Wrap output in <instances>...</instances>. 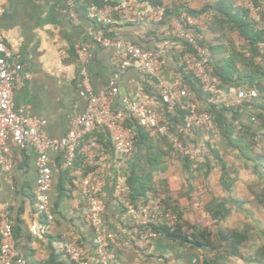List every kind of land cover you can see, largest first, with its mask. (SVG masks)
Wrapping results in <instances>:
<instances>
[{
  "label": "built area",
  "instance_id": "obj_1",
  "mask_svg": "<svg viewBox=\"0 0 264 264\" xmlns=\"http://www.w3.org/2000/svg\"><path fill=\"white\" fill-rule=\"evenodd\" d=\"M65 1V11L78 22L79 3L83 0ZM237 2L249 10L257 28L262 29L263 8L256 6L253 0ZM89 16L105 23H110L119 16L121 23L152 27L160 25L157 30L160 40L157 41L155 49H147L123 37L107 36L103 29H90L96 45L113 47L116 50L114 57L118 67L117 73L105 90L95 93L90 75L85 69L82 70L81 87L82 95L87 101L86 110L71 119L69 130L64 137L53 138L42 130L46 123L44 119L31 116L24 109L15 106L14 92L23 67L21 63L14 61V53L0 32V162L5 168L9 166L8 154L12 146L21 149L31 147L36 151V204L39 214L47 222L45 226L37 224L33 227L32 234L38 236L43 235L54 220L50 193L55 172L66 170L72 167L77 159L83 158L88 167L82 179L86 201L83 219L95 234V261L89 260L76 235L64 237L65 253L76 264H111L117 261V256L109 247L120 242L116 233L105 228L103 219L109 195L106 191L107 172L100 161L108 149L94 134H108L121 161L131 163L136 154V131L126 123L128 119H133L164 137L170 144V155L173 159L186 158L196 165L210 161L216 166L211 145L219 139L220 130L212 114L189 98V88L181 72L176 71L170 77L164 76L169 64V54L173 49L179 48L182 40L189 46H186V50L179 56V64L184 71L192 72L199 80L210 103L252 107L259 93L255 89L245 87L225 88L215 76L211 50L204 34L198 31L212 23L214 9L208 8L198 14L183 11L164 23V6L150 5L144 0H111L103 7L91 5ZM259 47L264 54V42L260 43ZM89 48V45L76 48L83 63L90 57ZM132 67L140 71L145 83L156 84L159 93L150 94L143 85L134 100L125 98L123 108L117 109L114 107L119 95L117 80ZM178 109L184 111L182 119ZM51 152L62 157L60 164L53 163ZM114 190L115 203L125 217L131 219L133 225L138 228L130 235L132 245L145 248L159 238L161 233L155 231L154 227L165 225L171 229L175 228L177 216L165 211L160 202L152 199L149 203H135L125 174L119 173L115 176ZM0 264H32L26 261L17 247L10 212L6 207H0Z\"/></svg>",
  "mask_w": 264,
  "mask_h": 264
},
{
  "label": "crops",
  "instance_id": "obj_2",
  "mask_svg": "<svg viewBox=\"0 0 264 264\" xmlns=\"http://www.w3.org/2000/svg\"><path fill=\"white\" fill-rule=\"evenodd\" d=\"M164 1L168 5L181 3L190 9L200 10L206 5L236 0ZM65 9V0H0V32L14 53V61L21 63L23 67L14 92L15 106L24 109L31 116L44 119L46 123L42 130L53 138L64 137L71 119L86 110L87 101L82 95L81 87L82 70L85 69L90 75L95 93L105 90L118 70L114 57L116 50L94 43L90 29L95 27V23L89 14L79 13V21L75 22ZM116 30L118 37L132 40L147 49H155L157 39L152 26L119 22ZM207 35L209 38L212 36L210 33ZM80 45L90 46V57L86 63L79 59L76 52ZM176 71L173 58L169 54V64L164 76L170 77ZM144 84V77L137 68L127 69L117 80L119 95L114 107L122 109L125 98L134 100ZM148 86L152 92L159 90L156 84ZM217 144L221 146L224 161L237 171L233 174L236 179L231 194L225 192L221 185L220 165L215 166L207 176L202 175L203 183H199V178L196 179L190 193L186 180L188 174L181 159L167 157L166 170L156 175L155 179L167 180L171 196L180 207L186 225L196 224L204 228L201 217H207L214 228L219 226L205 209L213 195H230L242 202L241 206L233 207L229 218L221 223L223 227L241 228L243 225H232L230 221L236 214H243L247 218L244 209L253 213V219L259 222L253 208L259 210L264 209V206L255 200L251 192V187L258 188V175L240 157L238 151L222 148L220 141ZM36 157L37 153L31 147L21 149L12 146L8 154L9 166L5 168L0 162V207L9 209L20 253L36 264H51V254L54 251L55 261L71 264L72 261L62 246L64 237L76 235L89 260L95 261V234L83 219L86 201L82 179L88 169L83 158L77 159L72 167L55 172L50 193L54 220L43 235L32 234L35 225L47 224L45 218L39 214L36 204ZM50 158L57 165L62 161L60 155L52 152ZM100 164L107 172L106 191L109 195L103 215L104 225L108 231L118 235L120 242L109 247L117 256V261L111 264H203V251L181 245L162 234L145 248L132 245L130 235L138 228L115 203L114 190L115 176L119 173L128 174L131 163L122 162L117 154L108 150ZM247 169L251 171L246 174ZM164 196L159 194L157 200ZM212 226L207 228L213 230Z\"/></svg>",
  "mask_w": 264,
  "mask_h": 264
},
{
  "label": "trees",
  "instance_id": "obj_3",
  "mask_svg": "<svg viewBox=\"0 0 264 264\" xmlns=\"http://www.w3.org/2000/svg\"><path fill=\"white\" fill-rule=\"evenodd\" d=\"M150 5H161L165 7L168 22L171 17L177 16L183 11L191 14H198L208 8L215 10L212 23L205 29H198L205 36V41L209 45L212 53V63L214 65L215 76L220 80L225 88L245 87L255 89L259 96L253 101L252 107L226 106L223 104H213L209 102L208 95L203 91L201 83L192 72H186L179 64V56L186 50L189 44L182 40L179 48L173 49L170 54L173 58L176 70L183 74L184 81L189 88V98H194L195 102L202 109L209 111L220 130L219 139L212 145V158L217 165L221 166V185L223 190L231 194L235 183L236 169L229 166L222 157V148H230L238 151L240 157L250 165L259 177L258 188L251 187V192L258 203L264 206V54L260 50V43L264 42V27L257 28L255 21L251 18L249 10L238 4L237 0L219 2L214 5H206L200 10L190 9L181 3L168 5L164 0H144ZM111 0H83L79 3V13L89 14L91 5L103 7ZM256 6L263 8L261 18L264 22V0H253ZM119 16L110 23L94 20L95 27L103 29L105 35L118 37L116 30L119 24ZM160 25L153 27V33L157 41L160 36L157 30ZM237 32L243 40L244 45L236 44L230 33ZM207 33H210L214 42L207 40ZM145 89L150 94L152 92L149 84L145 83ZM182 117L184 111L178 109ZM180 116L178 118H180ZM255 118V119H253ZM128 126L136 131V154L131 162L127 176L131 197L135 203H149L150 200L160 202L165 211H170L177 216V224L174 229L165 225L154 227L155 231L161 233L166 238L179 242L181 245L189 246L192 249L203 251V264H228L229 262L262 263L264 261V245L258 246L254 253L246 256L245 249L249 243H253L255 238L249 225L244 227H223L222 222L226 221L232 213L234 206H241L242 202L232 196L213 195L205 209L210 217L219 226L215 230L199 225H186L182 218V211L172 198L166 179H155L156 175L166 170V158L170 155V144L158 135L154 130L141 126L133 119H128ZM97 135H100L98 137ZM109 150L115 153L110 136L103 132L94 134ZM172 158V157H171ZM187 171V186L189 193L194 189L193 182L201 175L207 176L215 166L210 161L202 165H196L188 159H181ZM193 166L195 169L193 170ZM197 173V175L195 174ZM164 194L159 198V194ZM247 218H254L253 213L244 209ZM257 224L259 223L254 219ZM65 252L64 244L62 246ZM54 250V249H53ZM26 259V258H25ZM56 260V254H51V264H65ZM28 263L36 264L26 259ZM71 264H76L72 262Z\"/></svg>",
  "mask_w": 264,
  "mask_h": 264
},
{
  "label": "rangeland",
  "instance_id": "obj_4",
  "mask_svg": "<svg viewBox=\"0 0 264 264\" xmlns=\"http://www.w3.org/2000/svg\"><path fill=\"white\" fill-rule=\"evenodd\" d=\"M231 37L236 41V43L240 46H243L244 43H242L241 38L239 37L238 33H230ZM207 40L210 42H214V38H209L207 37ZM195 169V167L193 166V170ZM251 171L250 169L246 170V174L249 173ZM195 174L197 175V173L195 172ZM201 176V175H200ZM183 178V173L181 172V179ZM199 183H203V177H199ZM182 187V184H181ZM199 208V207H198ZM256 211V214L258 216V218L260 219L259 223L257 224V222H255V220L253 218H245V216H242L243 214H236L232 221H230V223L232 225H238V226H242L244 227L247 223L249 224L250 229L252 230L253 234H254V242L253 243H249V246L245 249V254L246 256H250V254L254 253V250L261 245H264V209L259 208V210H257L255 207L253 208ZM201 221L202 223L205 225V227H210L212 226V222L210 221L209 218L207 217H201ZM212 229L215 230L216 227L214 228V225L212 226ZM237 262H229L228 264H258V263H248V262H239L238 260H236ZM260 264H264V261Z\"/></svg>",
  "mask_w": 264,
  "mask_h": 264
}]
</instances>
